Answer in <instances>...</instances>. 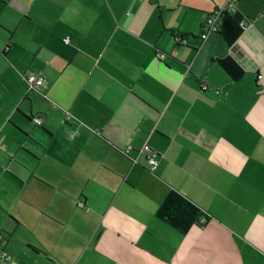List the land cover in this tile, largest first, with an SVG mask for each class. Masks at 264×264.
I'll return each mask as SVG.
<instances>
[{
	"label": "crops",
	"instance_id": "1",
	"mask_svg": "<svg viewBox=\"0 0 264 264\" xmlns=\"http://www.w3.org/2000/svg\"><path fill=\"white\" fill-rule=\"evenodd\" d=\"M226 3L0 0L13 264H264V0L201 39Z\"/></svg>",
	"mask_w": 264,
	"mask_h": 264
},
{
	"label": "built area",
	"instance_id": "2",
	"mask_svg": "<svg viewBox=\"0 0 264 264\" xmlns=\"http://www.w3.org/2000/svg\"><path fill=\"white\" fill-rule=\"evenodd\" d=\"M237 10H238V7L236 5V0H227V3L224 7L218 10H215L209 15L207 21L203 24L202 33L200 37L202 39H205L210 34L220 31L222 19L226 17L227 15L235 13ZM245 24L246 23L243 22V25ZM70 40H71V37L67 36L65 37L64 42L70 43ZM259 78H261V76H259ZM26 79L31 89H37L43 86L45 83V79L43 77H38L33 74L28 75ZM68 118H71V116L68 115ZM33 121L35 122L36 125H41V119L39 117H34ZM131 152H132V149L130 147L124 150L125 155H130ZM148 162L151 167L150 169L152 171H155L159 165L157 155L156 154L149 155ZM78 205L80 207L85 206L83 202H79ZM3 241H4V236L0 234V264H13L11 256L7 252H5L3 248Z\"/></svg>",
	"mask_w": 264,
	"mask_h": 264
},
{
	"label": "trees",
	"instance_id": "3",
	"mask_svg": "<svg viewBox=\"0 0 264 264\" xmlns=\"http://www.w3.org/2000/svg\"><path fill=\"white\" fill-rule=\"evenodd\" d=\"M239 4H240V0H236V5H237V7H238V10L240 9V7H239ZM201 38V37H200ZM202 39V38H201ZM176 40L178 41V40H185V38L184 37H176Z\"/></svg>",
	"mask_w": 264,
	"mask_h": 264
}]
</instances>
